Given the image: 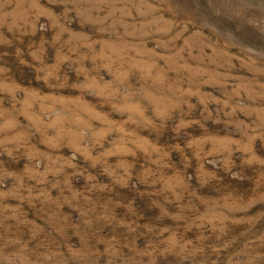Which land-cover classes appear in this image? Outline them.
Wrapping results in <instances>:
<instances>
[{"label":"rangeland","instance_id":"rangeland-1","mask_svg":"<svg viewBox=\"0 0 264 264\" xmlns=\"http://www.w3.org/2000/svg\"><path fill=\"white\" fill-rule=\"evenodd\" d=\"M0 264H264V0H0Z\"/></svg>","mask_w":264,"mask_h":264}]
</instances>
